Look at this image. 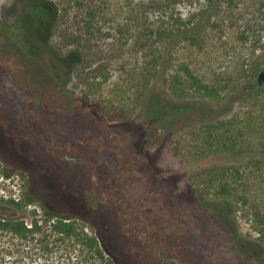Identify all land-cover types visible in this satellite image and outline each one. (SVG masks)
Returning a JSON list of instances; mask_svg holds the SVG:
<instances>
[{"label": "rangeland", "instance_id": "obj_1", "mask_svg": "<svg viewBox=\"0 0 264 264\" xmlns=\"http://www.w3.org/2000/svg\"><path fill=\"white\" fill-rule=\"evenodd\" d=\"M75 1L54 0L55 5L71 10L76 7ZM91 1L101 9L104 32L119 37L113 34L116 25L126 27L122 38L128 49L121 60L125 59L127 69L136 63L132 46L143 29L137 17L140 9H145L142 17L148 16L152 26L173 23L174 30L203 39L201 47L191 45L183 36L158 46L172 67L163 69L164 81L156 84L154 92L167 104L166 111L170 106L184 105L175 129L185 122L227 117L233 110L234 104L230 106L226 100L215 104L172 99L165 83V77L183 63L204 74L226 66L234 72L239 70L244 55L249 53L236 33L221 30L222 23L229 24L233 16L222 14L229 0H200L201 6L208 5L201 10L207 11L203 15L196 13L197 0ZM252 4L253 8L258 5L256 0H248L238 6ZM26 5L24 0H0V177H17L19 183L11 184L20 201L41 213L84 222L115 264H255L259 249L250 242L259 234L253 213L237 205L232 216L221 215L222 221L202 206L210 196H200L205 186L201 176L219 160L196 158L191 147L194 142L181 128L167 135L142 132L126 118L106 119L105 115L83 110L63 88L49 62L30 53L17 36L25 27L17 22ZM42 7L50 14L34 12L32 25L43 35L54 9L46 4ZM179 15L190 18L186 26L171 18ZM214 23L221 26L214 28ZM117 70L110 66L106 79L85 86L93 103L105 106V100L115 107L120 103L130 105L123 100L127 95L121 89L127 86ZM71 77L76 81V76ZM73 83L69 87L74 90L79 85ZM26 116H41L43 128L27 123ZM81 138L101 139L103 144V148L85 152L88 164L62 159L46 149ZM246 184L264 214V177ZM11 187L0 183V191L12 193ZM21 215L18 212L17 216Z\"/></svg>", "mask_w": 264, "mask_h": 264}, {"label": "trees", "instance_id": "obj_2", "mask_svg": "<svg viewBox=\"0 0 264 264\" xmlns=\"http://www.w3.org/2000/svg\"><path fill=\"white\" fill-rule=\"evenodd\" d=\"M24 1L27 8L17 24L22 22L25 27L17 36L30 53L49 62L63 88L83 110L105 115L106 119L126 118L142 132L174 133L175 122L183 113L184 105L179 103L166 111L167 104L154 92L156 84L164 81L163 69L172 67V62L165 59L158 46L183 36L191 45L201 47L203 39L193 34L185 35V30H174L173 23L157 22L152 26L148 16L142 17L145 9H140L137 17L143 29L132 46L136 63L127 69L123 65L125 59L121 60L128 49L127 41L122 38L126 27L116 25L113 34L119 37L104 32L100 23L101 9L91 0H76L73 11L55 5L54 0ZM245 1L248 0H229L222 10L226 18L230 13L233 16L229 24L222 23L221 30L236 33L249 53L244 55L239 70L235 73L226 66L204 74L183 63L165 77V83L169 96L180 102L199 99L215 104L226 100L230 106L234 104L227 117L185 122L175 130L181 128L194 142L191 147L196 158L219 160L201 176L203 179L200 178L205 185L200 196H210L202 206L220 220L222 214L232 216L237 205L250 210L259 234L257 242H250L259 249L254 263L264 264V214L256 207L251 186L246 184L255 183V180L260 182L264 177V84L259 86L256 80V76L264 71V3L256 0V8L253 4L239 8L238 3ZM199 2L196 1L198 14L208 6L203 7ZM45 4L54 11H50L49 29L42 35L38 27L32 25V20L36 18L34 12L50 14L42 7ZM233 7L236 12L231 10ZM205 13L207 11L201 12L202 15ZM171 18L185 26L190 20L180 15ZM211 26L215 28L221 24ZM52 37H56V41ZM71 55L76 58L72 59ZM110 66H116L119 77L126 81L127 87H121V91L127 95L123 100L130 101V105L120 103L115 107L104 100L103 106L90 100L91 94L85 86H93L96 79H106V70ZM71 76H76V81L71 80ZM70 82L79 86L73 90L69 87ZM80 85L83 86L80 88ZM26 122L43 128L41 116H26ZM111 136L110 133L108 137ZM100 148H103L101 139L81 138L68 141L62 147L52 144L46 149L62 159L84 160L88 164L89 161L84 159L85 152ZM5 203L22 215L0 216V264H115L98 236L84 222L59 218L47 211L41 213L21 201Z\"/></svg>", "mask_w": 264, "mask_h": 264}, {"label": "built area", "instance_id": "obj_3", "mask_svg": "<svg viewBox=\"0 0 264 264\" xmlns=\"http://www.w3.org/2000/svg\"><path fill=\"white\" fill-rule=\"evenodd\" d=\"M17 177H11L8 179H4L2 177H0V183H8L9 185H11L12 189L14 190L12 193H7L3 190L0 191V202H6L8 200H14V201H20V197L19 194L17 192H15L16 188L14 187L13 184L11 183H19V181L16 179Z\"/></svg>", "mask_w": 264, "mask_h": 264}, {"label": "water", "instance_id": "obj_4", "mask_svg": "<svg viewBox=\"0 0 264 264\" xmlns=\"http://www.w3.org/2000/svg\"><path fill=\"white\" fill-rule=\"evenodd\" d=\"M257 82L259 86L264 84V71L258 74ZM0 215L4 218H10L16 217L18 215V212L11 206L0 203Z\"/></svg>", "mask_w": 264, "mask_h": 264}, {"label": "flooded vegetation", "instance_id": "obj_5", "mask_svg": "<svg viewBox=\"0 0 264 264\" xmlns=\"http://www.w3.org/2000/svg\"><path fill=\"white\" fill-rule=\"evenodd\" d=\"M0 203H4V202H0ZM4 204H6V203H4ZM124 232V231H123Z\"/></svg>", "mask_w": 264, "mask_h": 264}]
</instances>
